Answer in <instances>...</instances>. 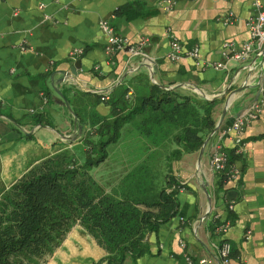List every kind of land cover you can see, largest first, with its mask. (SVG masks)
Returning a JSON list of instances; mask_svg holds the SVG:
<instances>
[{
  "label": "crops",
  "instance_id": "0c3cea01",
  "mask_svg": "<svg viewBox=\"0 0 264 264\" xmlns=\"http://www.w3.org/2000/svg\"><path fill=\"white\" fill-rule=\"evenodd\" d=\"M262 5L264 9V0ZM252 14V0H0V195L35 164L77 142L81 130L70 103L90 112L93 93L103 89L109 97L136 73L149 77L152 71L157 83L219 96L217 121L227 87L231 92L244 83L263 81L264 53L255 49L244 59H226L221 46L230 40L237 47L249 38L247 20ZM103 18L132 41L147 36L151 59L120 50L108 60L106 34L99 27ZM172 38L184 48L198 44L203 58L225 61V66H199L189 56L168 59ZM77 46L83 52L70 57L69 50ZM76 60L75 73L71 68ZM258 88L232 93L221 124L252 100L264 98L256 95ZM94 107L103 115L110 111L103 99ZM79 124L82 131L88 126ZM214 142L215 133L199 162V149L176 160L174 173L186 184L177 191L176 213L148 235L146 251L123 264H187L185 256L193 264L202 257L210 259L208 264H223L217 251L222 239L231 244L228 264H264V111L240 133L222 138L237 170L235 179L221 182L224 175L211 168ZM201 184L208 188L210 201ZM226 218L228 230L216 233V221ZM105 254L98 240L75 224L44 264H90Z\"/></svg>",
  "mask_w": 264,
  "mask_h": 264
},
{
  "label": "trees",
  "instance_id": "16d2710c",
  "mask_svg": "<svg viewBox=\"0 0 264 264\" xmlns=\"http://www.w3.org/2000/svg\"><path fill=\"white\" fill-rule=\"evenodd\" d=\"M93 97L90 112L70 106L72 115L88 124L84 144L98 134L101 154H90L94 144L80 148L74 164L75 151L62 148L0 195V264H44L77 222L106 250L90 264H123L146 251L148 235L176 213L177 191L186 184L174 173L175 162L199 149L215 126L221 98L163 87L145 72L103 98L110 105L108 115L94 107L101 94ZM35 120L43 122L39 116ZM119 138L120 175L102 183L90 170L105 158V144Z\"/></svg>",
  "mask_w": 264,
  "mask_h": 264
},
{
  "label": "built area",
  "instance_id": "2783aa9c",
  "mask_svg": "<svg viewBox=\"0 0 264 264\" xmlns=\"http://www.w3.org/2000/svg\"><path fill=\"white\" fill-rule=\"evenodd\" d=\"M169 4V3H167ZM165 4L164 7H168ZM253 14L247 20V26L249 30V38L240 42L237 47L233 46V42L225 40L222 42V49L224 57L226 59L246 58L252 50L257 49L260 53L264 48V9L262 0H252ZM99 27L106 34V42L104 46V52L108 60H111L113 55L120 50H127L131 56H139L143 59H151V56L146 51V45L148 37L143 36L136 41H132L128 36L117 32L110 20L103 18L99 21ZM253 42L255 46H253ZM231 49L226 52L225 49ZM83 47L77 46L69 50L70 57L78 56L83 52ZM182 56H189L194 58L195 64L199 66H214L224 67L225 61L222 60H206L200 55L198 44H193L190 47H183L182 44L176 38H172L170 42V49L166 54V57L170 60H177ZM101 98H106V90L100 89ZM264 111V98L252 100L246 105L233 119L230 125L225 128L217 129L215 132V142L213 150L210 155L211 168L215 171L222 173L227 179H235L237 177V170L232 167L229 162V154L222 144V138L225 135L238 134L251 120L258 117ZM230 221L226 218L220 221H216L214 225V231L216 233H224L228 230ZM183 247L185 242L183 239L179 241ZM218 255L223 264H228L230 260L231 244L228 240L222 239L217 245ZM187 264H193L194 261L189 256H185ZM209 258L202 257L197 260L198 264H208Z\"/></svg>",
  "mask_w": 264,
  "mask_h": 264
},
{
  "label": "rangeland",
  "instance_id": "374dc122",
  "mask_svg": "<svg viewBox=\"0 0 264 264\" xmlns=\"http://www.w3.org/2000/svg\"><path fill=\"white\" fill-rule=\"evenodd\" d=\"M79 124V120L77 119V127ZM81 135H77V138L74 141H77L74 145L69 146L68 148H71L73 152V155L75 156V161L74 164H77L78 158H79V153H80V148L86 147L85 149L89 150L91 147V144H94L93 146V151L90 154H93V158H96L101 154V150L98 149V143L96 142L99 137L98 134L93 135L90 137V141L87 142V145L84 144V141L82 140V135L83 131L82 128L80 129ZM106 136V135H105ZM105 136L101 138H105ZM79 140V141H78ZM104 150L106 151V156L105 158L97 164V166L92 167L90 170V173L98 179L100 182H110V179H113L116 175H120V138L117 141H110L109 143L105 144ZM75 224H79L78 222ZM74 224V225H75ZM81 225V224H79ZM83 228V226H82Z\"/></svg>",
  "mask_w": 264,
  "mask_h": 264
},
{
  "label": "water",
  "instance_id": "95a60500",
  "mask_svg": "<svg viewBox=\"0 0 264 264\" xmlns=\"http://www.w3.org/2000/svg\"><path fill=\"white\" fill-rule=\"evenodd\" d=\"M263 52H264V48H263ZM142 64L147 65V64L144 63V62H143ZM78 66H79V60H76V61L74 62V64H73V66H72L71 69L76 73V70H75V69H76ZM250 73H251V72H250ZM259 73H260V76H261L262 73H263V70H260ZM149 77H150V80H151L152 82L157 83V82L153 79V72H152V71L150 72ZM158 84L161 85V86H163V87H172V86H173V85H163V84H160V83H158ZM255 86H258V87H259L258 90L256 91V95L258 96L260 93H261L262 95H264V77H263V81H262V83H261L260 80H258V81H256V82H253V83H251V84H245V83H244V84H242V85H240V86H237V87H235L234 89H232L231 92H226V91L228 90V87L225 89V91L223 92V95H224V93H226V94H225L226 98H225V104H224V107H223L222 114H221L220 118L216 121L214 128L209 132V134L206 136V138L204 139L203 143L201 144V146H200V148H199L198 162L200 161V156H201V154H202L203 147H204L206 141H207V140H208V139H209V138H210V137H211V136L217 131V129H221V128H225V127H227L228 125L231 124V122H232L233 119H234V117H231V118H229V120H226L223 124H221V123H222V120H223L224 112H225L226 108L228 107V105H229V103H230V96H231V94L234 93V92H236V91H239V90H241V89H243V88H248V87L251 88V87H255ZM54 88H55L57 94L60 96V100H61V101H64V102L67 104V106L70 108L69 104L67 103L66 99L64 98L63 93H62L57 87H54ZM203 96H204L205 98H208V99L220 98L219 96L208 97V96H206V95H204V94H203ZM221 97H223V96H221ZM78 128L81 129V124H78ZM63 136L66 137V138L69 137L68 135H64V134H63ZM201 186H202L203 190L205 191L208 200L210 201V193L208 192V188H207L206 185H204V184H201Z\"/></svg>",
  "mask_w": 264,
  "mask_h": 264
}]
</instances>
